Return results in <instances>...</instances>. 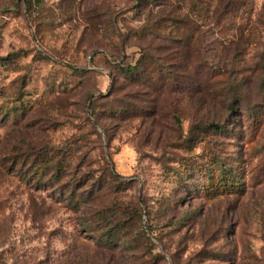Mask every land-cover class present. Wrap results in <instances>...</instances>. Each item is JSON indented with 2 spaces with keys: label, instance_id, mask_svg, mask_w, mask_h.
I'll return each instance as SVG.
<instances>
[{
  "label": "rangeland",
  "instance_id": "1",
  "mask_svg": "<svg viewBox=\"0 0 264 264\" xmlns=\"http://www.w3.org/2000/svg\"><path fill=\"white\" fill-rule=\"evenodd\" d=\"M0 264H264V0H0Z\"/></svg>",
  "mask_w": 264,
  "mask_h": 264
},
{
  "label": "trees",
  "instance_id": "2",
  "mask_svg": "<svg viewBox=\"0 0 264 264\" xmlns=\"http://www.w3.org/2000/svg\"><path fill=\"white\" fill-rule=\"evenodd\" d=\"M134 66H135V65H133V66H131V67H128V69H126L127 72H128L129 69H130V70H133ZM196 127H197L198 129H200V130H205V129H207V128H213V129H220V128H221L217 123H214V122H210V123H208V124H206V125H204V126L198 124V125H196Z\"/></svg>",
  "mask_w": 264,
  "mask_h": 264
}]
</instances>
